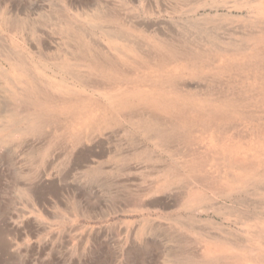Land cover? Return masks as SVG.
Returning a JSON list of instances; mask_svg holds the SVG:
<instances>
[{"label": "rangeland", "instance_id": "obj_1", "mask_svg": "<svg viewBox=\"0 0 264 264\" xmlns=\"http://www.w3.org/2000/svg\"><path fill=\"white\" fill-rule=\"evenodd\" d=\"M0 238V264H264V0H0Z\"/></svg>", "mask_w": 264, "mask_h": 264}, {"label": "bare ground", "instance_id": "obj_2", "mask_svg": "<svg viewBox=\"0 0 264 264\" xmlns=\"http://www.w3.org/2000/svg\"><path fill=\"white\" fill-rule=\"evenodd\" d=\"M65 24H66V23H65ZM65 26H67V25H65ZM72 27H73V26H72ZM65 29H66V27H65ZM75 29H76V28H75ZM81 29H82V28H81ZM63 30H64V29H63ZM78 31H79V30H78ZM75 32H76V31H75ZM68 33H69V32H68ZM76 34H77V33H76ZM66 35H68V34H66ZM78 36H80V35H78ZM75 37H76V36H75ZM79 38H80V37H79ZM75 39H76V38H75ZM70 40H71V39H70ZM81 41H82V40H81ZM79 42H80V41H79ZM79 44H81V43H79ZM82 44L84 45V43H82ZM159 44L161 45V43H158V45H159ZM84 47H86V45H85ZM82 48H83V47H82ZM87 49H88V48H87ZM96 50H97V49H96ZM87 55H88V54H87ZM85 56H86V55H85ZM98 56H99V55H98ZM96 59H97V58H96ZM98 59H99V58H98ZM98 59H97V60H98ZM16 60H17V59H16ZM17 61H18V60H17ZM109 61H110V60H109ZM93 62H94V61H93ZM93 62H92V63H93ZM114 62H115V61H114ZM92 63H91V64H92ZM94 64H95V63H94ZM112 64H113V63H112ZM103 66H104V65H103ZM21 68H22V67H21ZM93 69H94V68H93ZM104 69L106 70V68H104ZM108 69H109V68H108ZM22 71H23V70H22ZM102 73H103V72H102ZM103 74H104V73H103ZM23 75H24V74H23ZM108 75H109V74H108ZM18 76H20V75L18 74ZM24 76H25V75H24ZM20 77L23 78V76H20ZM22 78H20V79L22 80ZM32 78H33V77H32ZM23 79H24V78H23ZM34 79H35V78H34ZM33 81H35V80H33ZM41 81H42V80H41ZM59 81H60V80H59ZM59 81H58V82H59ZM36 82H37V81H36ZM24 83H25V81H24ZM32 83H33V82H32ZM62 83L64 84V82H62ZM36 84H37V83H36ZM44 84H45V83H44ZM22 85H23V84H22ZM24 85H26V84H24ZM46 85H47V84H46ZM55 85H56V84H55ZM58 85H59V84H58ZM38 86H39V85H38ZM43 86H44V85H43ZM49 86H50V84H49ZM59 86H60V85H59ZM61 86H63V85H61ZM61 86H60V87H61ZM35 87H37V86H35ZM44 87H45V86H44ZM47 87H48V86H47ZM56 87H57V86H56ZM40 88H41V86H40ZM48 88H49V87H48ZM57 88H58V87H57ZM37 89H38V88H37ZM44 89H45V88H44ZM44 89H43V90H44ZM50 89H52V88H50ZM55 89H56V88H55ZM39 90H40V89H39ZM59 90H60V89H59ZM61 90H62V89H61ZM61 90H60V91H61ZM25 91H26V90H25ZM60 91H59V92H60ZM64 91H66V90H64ZM23 92H24V91H23ZM26 92H27V91H26ZM41 92H42V91H41ZM67 92H68V91H67ZM69 92H70V90H69ZM118 92H119V90H118ZM120 92H121V90H120ZM120 92H119V93H120ZM49 93H50V92H49ZM57 93H58V92H57ZM57 93H56V95H57ZM121 93H122V92H121ZM138 93H139V91H138ZM26 94L28 95V97H27L28 99H30V98H34V97L37 99V100H36L35 98H34V100H31V99H30L31 103H32V101H33V102H34L33 104H35L36 106L40 107L41 109H44V110H42V113H35V114H34V125H35L34 127H37V125H41V124H40V123H41V119H42V120L44 119L43 115H44V114H47V113L49 112L48 110H49L50 108H49L48 110H46V109H47V108H46L47 105L44 106V103H43L41 100L38 99V95H37V96L34 95L33 97H31V96H32V93L29 92V91H28V93H26ZM33 94H35V92H34ZM36 94H37V93H36ZM38 94H39V93H38ZM45 94H47V93L45 92ZM59 94H60V93H59ZM64 94H65V93H64ZM69 94H70V93H69ZM131 94H132V92H131ZM140 94H141V93H140ZM149 94H150V93H149ZM158 94H159V93H158ZM21 95H22V94H21ZM27 95H26V96H27ZM39 95H40V94H39ZM47 95H49V94H47ZM71 95H72V94H71ZM112 95H113V94H112ZM145 95H146V94H145ZM150 95H151V94H150ZM44 96H45V95H44ZM44 96H43V97H44ZM59 96H61V95H59ZM63 96H64V95H63ZM65 96H66V95H65ZM75 96H76V95H75ZM154 96H155V95H154ZM53 97H54V96H53ZM111 97H112V96H111ZM129 97H130V96H129ZM132 97H133V96H132ZM139 97H140V96H139ZM142 97H143V95H142ZM158 97H159V96H158ZM173 97H174V96H173ZM23 98H24V97H23ZM46 98H49V97L47 96ZM50 98H51V96H50ZM50 98H49V99H50ZM107 98H108V97H107ZM42 99H43V98H42ZM65 99H67V98H65ZM69 99H71V98L69 97ZM73 99H74V98H73ZM77 99H78V98H77ZM109 99H110V98H109ZM134 99H135V97H134ZM157 99H159V98H157ZM24 100H25V99H24ZM45 100H48V99H45ZM45 100H44V101H45ZM57 100H58V99H57ZM79 100H80V99H79ZM113 100H114V99H113ZM126 100H127V99H126ZM142 100H143V99H142ZM154 100L156 101V99H154ZM173 100H174V99H173ZM28 101H29V100H28ZM49 101H50V100H49ZM51 101H54V100L51 99ZM55 101H56V99H55ZM61 101L63 102V100H61ZM65 101H66V100H65ZM68 101H71V100H68ZM73 101H75V100H72V103H74ZM76 101H77V100H76ZM110 101H111V99H110ZM132 101H133V100H132ZM157 101H158V100H157ZM45 102H46V101H45ZM130 102H131V101H130ZM133 102H134V101H133ZM136 102H137V101H136ZM177 102H178V101H177ZM25 103H27V102H25ZM67 103H68V102H67ZM72 103H71V104H72ZM115 103H116V102H115ZM119 103H121V101H120ZM124 103H125V102H124ZM152 103H153V102H152ZM155 103H156V102H155ZM172 103H173V101H172ZM56 104H57V103H56ZM61 104H62V103H61ZM69 104H70V103H68V105H69ZM81 104H82V103H81ZM158 104H159V101H158ZM53 105H54V104H53ZM62 105H63V104H62ZM115 105H116V104H115ZM119 105H120V104H119ZM126 105H127V104H126ZM131 105H132V104H131ZM155 105H156V104H155ZM49 106H50V105H49ZM56 106H57V105H56ZM60 106H61V105H60ZM82 106H83V105H82ZM82 106H81V108H82ZM117 106H118V105H117ZM120 106H121V105H120ZM146 106H147V105H146ZM175 106H176V105H175ZM66 107H67V106H66ZM129 107H130V105H129ZM56 108H57V107H56ZM71 108H72V107H71ZM83 108H84V107H83ZM113 108H114V107H113ZM113 108H112V109H113ZM26 109H27V108H26ZM32 109H33V108H32ZM38 109H39V108H38ZM58 109H59V108H58ZM60 109H61V108H60ZM66 109H67V108H66ZM66 109H65V110H66ZM77 109H78V108H77ZM77 109H76V110H77ZM45 110H46V111H45ZM51 110H52V109H51ZM56 110H57V109H56ZM76 110H75V111H76ZM80 110H81V109H80ZM80 110H79V111H80ZM39 111L41 112L40 109H39ZM44 111H45V112H44ZM47 111H48V112H47ZM62 111H63V109H62ZM70 111H71V110H70ZM79 111H78V112H79ZM28 112H29V111H28ZM35 112H37V111H35ZM46 112H47V113H46ZM51 112H52V111H51ZM55 112H56V111H55ZM57 112H58V111H57ZM57 112H56V114H57ZM59 112H61V110H60ZM63 112H64V111H63ZM63 112H61V113H63ZM30 113H31V111H30ZM30 113H29V114H30ZM49 113H50V112H49ZM49 113H48V114H49ZM65 113H66V112H65ZM75 113H76V112H75ZM82 113H84V112H82ZM26 114H28V113H26ZM32 114H33V112H32ZM56 114H54V115H56ZM63 114H64V113H63ZM80 114H81V112H80ZM64 115H65V114H64ZM68 115H69V114H68ZM150 115H151V114H150ZM31 116H32V115H31ZM47 116H49V115H47ZM73 116H74V114H73ZM28 117H29V115H28ZM32 117H33V116H32ZM50 117H53V116L50 115ZM55 118H56V117H55ZM27 119H28V118H27ZM91 119H92V118H91ZM50 120H51V118H50ZM30 121H31V120H30ZM43 121H44V120H43ZM47 123H48V122H47ZM39 127H40V126H39ZM186 127H187V126H186ZM37 129H38V127H37ZM27 131H28V130H27ZM189 167H190V166H189ZM0 240H1V238H0ZM1 242H2V241H1ZM2 243H3V242H2ZM198 254H199V253H198Z\"/></svg>", "mask_w": 264, "mask_h": 264}]
</instances>
